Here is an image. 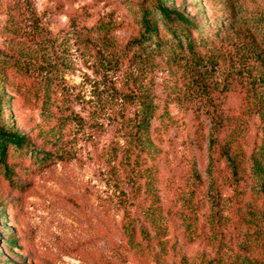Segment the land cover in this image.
Masks as SVG:
<instances>
[{"label": "rangeland", "instance_id": "obj_1", "mask_svg": "<svg viewBox=\"0 0 264 264\" xmlns=\"http://www.w3.org/2000/svg\"><path fill=\"white\" fill-rule=\"evenodd\" d=\"M163 1L223 28L192 111L159 100L188 67L123 52L156 0H0V124L30 145L0 159V264H264V0ZM146 90L174 121L155 163L129 144Z\"/></svg>", "mask_w": 264, "mask_h": 264}, {"label": "trees", "instance_id": "obj_2", "mask_svg": "<svg viewBox=\"0 0 264 264\" xmlns=\"http://www.w3.org/2000/svg\"><path fill=\"white\" fill-rule=\"evenodd\" d=\"M154 10L161 16L160 22L162 30L158 26L159 21L152 13L145 12L141 19V28L139 34L129 41L126 46L124 54H128L132 62L139 65H149L161 58H169L175 65H185L190 71L191 77L189 81V88L183 93L181 90H176L174 93H168L162 100L164 107L175 104L184 111L194 110L203 104V97L206 96L212 88L211 83L206 80L205 73L206 65L213 64L220 55L222 25L218 30L210 31L208 21L203 22L195 17L187 15L178 9L166 7L163 0H156ZM153 16V17H152ZM221 23V21L219 22ZM109 24L101 23L90 31L95 34L96 39L104 46L109 45ZM225 30V29H224ZM165 34L163 36V34ZM122 56V55H120ZM126 56V55H124ZM122 56V57H124ZM262 56V55H259ZM47 65V64H45ZM190 90V91H188ZM139 105V112L136 114V119L132 124V133L130 135V143L135 150L137 156L140 155L148 159L150 162L162 161L161 147H155L154 142L157 141L160 145L166 141L171 143V140L165 136V133H160V128H153V123L159 121L161 128L167 129L173 125L174 121L170 118L167 109H163V113L159 114L160 106L156 103L157 96L152 95L148 90L137 94L135 98ZM213 109L215 105L212 104ZM156 134L152 138V134ZM167 135V134H166ZM167 138V139H166ZM211 139V144L215 143ZM45 147V162L61 158L63 156L59 151L61 146L54 141H48ZM30 145L24 136L8 129L6 126L0 124V159L4 160L9 149L14 151H22L29 148ZM34 150V149H33ZM59 153L55 155L54 153ZM38 154L40 152L38 151ZM160 154V156H159ZM228 160H231L230 153L227 155ZM262 159L264 161V147L262 151ZM149 172V170L147 171ZM257 172L262 175L263 182L261 193L264 198V170L257 169ZM154 173L153 169L151 174ZM158 173V170H157ZM151 182V181H147ZM135 217L129 218L126 223V229L129 233V241L133 243V239L139 232L143 240L148 237V232L144 226H140L137 230ZM10 245L13 241H10Z\"/></svg>", "mask_w": 264, "mask_h": 264}]
</instances>
